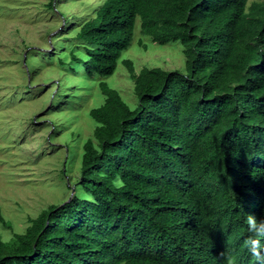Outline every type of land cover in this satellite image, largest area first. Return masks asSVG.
<instances>
[{
  "label": "trees",
  "instance_id": "obj_1",
  "mask_svg": "<svg viewBox=\"0 0 264 264\" xmlns=\"http://www.w3.org/2000/svg\"><path fill=\"white\" fill-rule=\"evenodd\" d=\"M248 1L105 0L80 25L92 48L69 59L105 96L80 160L90 199L0 240V264H264L249 224L264 221V0ZM137 18L158 45L181 44L184 73L120 60ZM119 61L134 108L104 80Z\"/></svg>",
  "mask_w": 264,
  "mask_h": 264
},
{
  "label": "rangeland",
  "instance_id": "obj_2",
  "mask_svg": "<svg viewBox=\"0 0 264 264\" xmlns=\"http://www.w3.org/2000/svg\"><path fill=\"white\" fill-rule=\"evenodd\" d=\"M105 0H0V240L8 242L49 206L89 200L78 182L82 147L98 124L90 110L104 104L97 83L69 52L85 60L80 25ZM262 0H249L261 2ZM51 4V7L49 6ZM120 60L141 69L185 72L179 42L158 45L139 30ZM130 107L134 79L119 61L104 79Z\"/></svg>",
  "mask_w": 264,
  "mask_h": 264
},
{
  "label": "clouds",
  "instance_id": "obj_3",
  "mask_svg": "<svg viewBox=\"0 0 264 264\" xmlns=\"http://www.w3.org/2000/svg\"><path fill=\"white\" fill-rule=\"evenodd\" d=\"M249 224L252 230L257 232L259 235L264 236V221H260L258 224L252 217H249ZM250 244L255 245V247L251 248L253 255L259 257L260 256V251H259L260 241L251 240Z\"/></svg>",
  "mask_w": 264,
  "mask_h": 264
}]
</instances>
